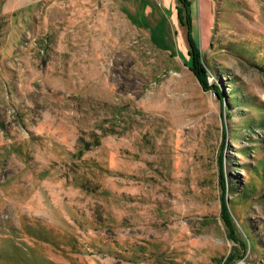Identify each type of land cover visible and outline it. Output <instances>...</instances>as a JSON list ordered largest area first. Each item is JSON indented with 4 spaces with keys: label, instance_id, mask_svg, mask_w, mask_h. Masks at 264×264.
<instances>
[{
    "label": "rangeland",
    "instance_id": "obj_1",
    "mask_svg": "<svg viewBox=\"0 0 264 264\" xmlns=\"http://www.w3.org/2000/svg\"><path fill=\"white\" fill-rule=\"evenodd\" d=\"M137 4L0 0V264H264V0L181 14L224 116Z\"/></svg>",
    "mask_w": 264,
    "mask_h": 264
},
{
    "label": "trees",
    "instance_id": "obj_2",
    "mask_svg": "<svg viewBox=\"0 0 264 264\" xmlns=\"http://www.w3.org/2000/svg\"><path fill=\"white\" fill-rule=\"evenodd\" d=\"M178 3L179 6L177 5V14L179 16V21L181 25H185L187 29L186 32L187 45H188L187 54L189 55V59H190V65H188L189 69L198 79V81L200 82L203 88L213 89V93L216 96L219 105L222 107L221 112L224 116L226 113L228 114L226 108L227 102L225 100L224 94L222 93V90L217 82L208 84L207 76H208V72L211 73L210 68H208L206 62H204V60L202 59L201 49L199 47L197 39L192 37L191 35V30L189 28V20L184 21L183 17L181 16L182 12H184L185 15L188 14L191 7V0H178ZM220 174L222 175V170H220ZM222 190L224 191V186L222 187ZM221 214L223 219L229 224L230 222L228 220V211L224 202V198L221 201Z\"/></svg>",
    "mask_w": 264,
    "mask_h": 264
},
{
    "label": "crops",
    "instance_id": "obj_3",
    "mask_svg": "<svg viewBox=\"0 0 264 264\" xmlns=\"http://www.w3.org/2000/svg\"><path fill=\"white\" fill-rule=\"evenodd\" d=\"M113 1L119 2V4L124 9H125V7H128L127 10L129 9V10H132L133 12H134L133 8H136V7L139 6L137 3H144V6H143L144 13L148 12L150 10L149 9L150 7L153 8V5H156L163 12L165 11L166 7H167L168 10L173 12V9L170 6L174 2V0H113ZM136 1H139V2L136 3ZM128 2H135V4H127ZM148 3H150V4H148ZM176 13H177V6H176ZM181 26H183V25H181Z\"/></svg>",
    "mask_w": 264,
    "mask_h": 264
}]
</instances>
